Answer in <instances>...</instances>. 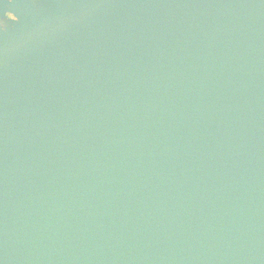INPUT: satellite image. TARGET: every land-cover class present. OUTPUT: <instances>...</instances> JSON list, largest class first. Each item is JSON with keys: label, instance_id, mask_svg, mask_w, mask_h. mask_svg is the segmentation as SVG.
Here are the masks:
<instances>
[{"label": "water", "instance_id": "95a60500", "mask_svg": "<svg viewBox=\"0 0 264 264\" xmlns=\"http://www.w3.org/2000/svg\"><path fill=\"white\" fill-rule=\"evenodd\" d=\"M2 1L0 264H264V0Z\"/></svg>", "mask_w": 264, "mask_h": 264}, {"label": "flooded vegetation", "instance_id": "af4514ba", "mask_svg": "<svg viewBox=\"0 0 264 264\" xmlns=\"http://www.w3.org/2000/svg\"><path fill=\"white\" fill-rule=\"evenodd\" d=\"M4 4V2L2 0H0V7ZM6 13V19H14L16 17H14V15H12V13L9 11L8 8H4L3 10Z\"/></svg>", "mask_w": 264, "mask_h": 264}]
</instances>
